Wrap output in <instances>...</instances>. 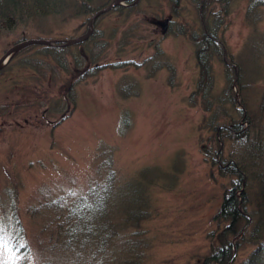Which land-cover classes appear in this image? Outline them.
<instances>
[{
    "label": "rangeland",
    "instance_id": "1",
    "mask_svg": "<svg viewBox=\"0 0 264 264\" xmlns=\"http://www.w3.org/2000/svg\"><path fill=\"white\" fill-rule=\"evenodd\" d=\"M263 2L230 0L225 10L214 5L222 21L216 33L224 54L217 52L211 57L210 77L203 82L205 85H200V79L205 78L200 75L191 39V35L201 38V18L208 15L200 12L201 0H178L175 5L174 0H135L132 5L137 8L130 13L109 10L100 14L94 23L93 40L97 41L94 52H102L100 62L120 59L126 64L131 60L143 65L106 67L95 77L78 83L74 88L75 106L63 95L67 76L51 70L41 60L36 46V59L31 62L39 67L41 62L46 71L42 84L60 95L55 105L36 99V94H30L28 102L24 88L26 84L33 87L35 80L30 76L35 74L17 64L21 57L13 60L14 66H7L10 58L0 74V221L10 218L12 202H16L19 216L25 219L24 225L33 236L40 225V214L36 210L37 221L32 219L33 222L24 210L54 188H84L99 175L102 152L110 146L116 168L131 172L144 165H156L165 174L164 186L172 183L165 190L151 191L153 211L144 224L151 236V247L145 264H200L201 255L208 250L203 231L212 226L210 217L218 209L221 185L207 179L209 163L199 151V141L207 140L218 149L219 159L244 149L235 142L225 145L220 140L217 144L210 134L200 133L210 114L204 107L209 103L211 110L221 111L220 118L224 117L222 112L230 113L240 107L245 110L237 86V63L243 67L247 62L251 65L255 58L251 44H264ZM168 15L172 21L163 36L151 17ZM88 23L84 18L58 22L48 35L37 23L18 25L0 34V57L25 39L50 36V40L60 39L59 44H63L62 39L85 33ZM118 50L121 52L116 53ZM257 58L261 64L252 65L262 75L263 87H245L247 94H253V100L264 90V48ZM38 91V95L44 92ZM238 116L240 125L249 128L245 115ZM261 125L264 138V117ZM252 146L253 157L264 159V139L262 150L255 148L253 142ZM177 152L180 155L175 159ZM165 171L173 172L172 180ZM214 174L220 180L217 170ZM29 238L34 246V239ZM1 261L12 264L13 257L9 260L0 253Z\"/></svg>",
    "mask_w": 264,
    "mask_h": 264
},
{
    "label": "trees",
    "instance_id": "2",
    "mask_svg": "<svg viewBox=\"0 0 264 264\" xmlns=\"http://www.w3.org/2000/svg\"><path fill=\"white\" fill-rule=\"evenodd\" d=\"M111 1L0 0V34L18 25L37 23L44 35H48L52 26L58 22L76 18L89 21L97 10L107 7ZM134 1L128 0L126 3L131 4L126 7L117 5L111 10L119 14L124 11L130 13L137 8V5H132ZM174 2L175 5L178 0ZM98 21L99 17L94 23L97 24ZM95 37L96 32L93 30L86 40L67 46L34 44L17 51L7 66H14L13 60L21 57L17 64L35 74L30 76L35 80L33 87L26 82L22 84H26L24 90L28 102L33 94H36V99L42 98L54 105L60 100L59 94L56 95L42 84L46 71L41 62L40 67L31 62L36 59V52L33 50L35 46L40 50L41 60L47 62L51 70L56 69L57 73L67 76L68 86L63 95L74 106L75 86L95 77L103 68L143 65L131 60L126 64L120 59L102 64V52H94L93 49L97 42L93 41ZM191 39L200 75L205 78L200 79L202 85L210 77L211 57L217 52L224 54L223 45L219 41H209L207 37V41H196V35H191ZM258 43L251 44L255 58L264 48L263 42V45ZM255 58L251 63L256 66L261 64L259 57ZM252 64L247 62V66L243 67L240 62L237 63V86L244 111L240 107L230 113L222 112L224 117L220 118L218 114L221 111L211 110L209 103L204 107L205 112L210 110L212 115L209 114L207 124L201 127L200 133L203 131L210 134L217 144L220 140L225 145L235 142L244 149L236 152L237 155L230 154L227 159H219L216 155L218 149L210 146L207 140L199 141V151L209 163L206 177L221 185L217 194L218 209L210 217L212 226L203 231L208 250L201 255L200 264H264V166L261 165L264 159L253 157L254 150L251 151L252 142L255 148L262 150L264 90L254 100L250 98L252 93L247 94L245 87L262 86V75ZM4 70L6 69H0V74ZM247 70L249 74H246ZM232 79L234 77L229 80ZM117 86L121 92V83ZM39 89L44 90L40 92L41 96L38 95ZM201 89L204 92L202 86ZM232 98L234 101V97ZM235 106L237 107L236 104ZM238 113L245 115L249 128L244 129L240 125ZM68 115H63L54 126ZM179 155L177 152L175 159ZM102 156L104 158L100 163L102 167L99 175L84 188H54L46 195L41 194L35 205L31 203L24 210L31 220L37 221L36 210L40 214V225L33 236L29 235L27 225H24L25 219L19 216L16 202H12L10 218L7 216L0 221V253L9 260L13 257L12 264H145L146 254L151 247V236L144 227L153 211L151 191L165 190L172 183L164 186L165 174L156 165H144L131 172L116 168L113 148L110 146L104 149ZM215 170L219 172L220 180L216 178ZM165 172L172 180L173 172ZM226 178L229 181L225 182ZM34 220L32 221L35 222ZM28 235L34 239V246ZM0 264L8 263L1 261Z\"/></svg>",
    "mask_w": 264,
    "mask_h": 264
},
{
    "label": "water",
    "instance_id": "3",
    "mask_svg": "<svg viewBox=\"0 0 264 264\" xmlns=\"http://www.w3.org/2000/svg\"><path fill=\"white\" fill-rule=\"evenodd\" d=\"M125 1L127 0H112L111 3L102 9L97 10L89 19V28L87 29V31L85 33H83L82 35H79L77 37L74 38H70L67 39L63 42V44H59V40H50V39H44V38H30V39H25L23 41H20L16 44H14L12 47H10L9 49H7L5 51V53L0 57V69L8 62V60L11 58V56L16 53L17 51H19L20 49H22L25 46L28 45H34V44H42V45H59V46H67L70 44H74L77 42H81L86 40L93 32L94 30V21L95 19L102 13L108 12L109 10H111L114 6L117 5H124ZM168 18H153L152 22L156 25V26H161V34H165L167 32L168 29Z\"/></svg>",
    "mask_w": 264,
    "mask_h": 264
},
{
    "label": "flooded vegetation",
    "instance_id": "4",
    "mask_svg": "<svg viewBox=\"0 0 264 264\" xmlns=\"http://www.w3.org/2000/svg\"><path fill=\"white\" fill-rule=\"evenodd\" d=\"M228 1H230V0H201L200 12H201V10H203V12L208 13V15L206 18H201L202 29H203L202 33H201L202 36L199 39V37L196 35V41H203V39L205 41L206 40L205 37H207L209 39V41H221L218 38L216 31L218 30L220 25L222 26V21L220 19V16L217 13H215L213 7H214V5H217L218 10H221V9L225 10L224 6H226V3L228 4ZM166 17L169 19L168 20V29H167V32H168L169 27H170V22L172 20H171L170 15H168ZM166 17H164V18H166ZM151 18L153 20V18H156V17H151ZM156 27H157L156 29H159V31L161 33L162 27L161 26H156ZM165 34H162V35L164 36Z\"/></svg>",
    "mask_w": 264,
    "mask_h": 264
},
{
    "label": "bare ground",
    "instance_id": "5",
    "mask_svg": "<svg viewBox=\"0 0 264 264\" xmlns=\"http://www.w3.org/2000/svg\"><path fill=\"white\" fill-rule=\"evenodd\" d=\"M128 1V0H127ZM7 64V63H6Z\"/></svg>",
    "mask_w": 264,
    "mask_h": 264
}]
</instances>
